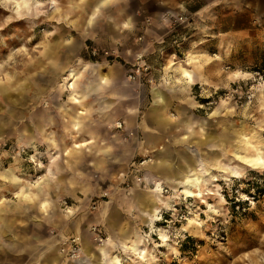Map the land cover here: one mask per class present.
<instances>
[{"label":"rangeland","instance_id":"374dc122","mask_svg":"<svg viewBox=\"0 0 264 264\" xmlns=\"http://www.w3.org/2000/svg\"><path fill=\"white\" fill-rule=\"evenodd\" d=\"M37 1L39 14L16 16L0 0V264H83L87 245L96 256L104 245L122 264H264V169H253L239 158L264 153V23L247 13L221 10V0H197L155 17L145 11V0H110L105 5L102 0ZM107 17L130 26L124 46L88 36ZM154 22L159 37L148 35L147 26ZM122 48L131 54L123 56ZM141 59L151 70L130 79ZM84 62L96 66L88 74L95 92L102 77L130 85L127 93L118 85V104L128 94L133 108L140 100L148 105L153 87L165 100L167 94L169 100L178 95L179 103H191L184 141L191 134L197 150L178 159L184 168L205 176L201 196L187 197L174 181L181 177L161 179L170 192L160 193L169 203L152 225L148 214L155 204L147 193L156 190L121 185L118 175L128 168L104 171L99 155L109 142L97 141L67 156L73 143L65 139L60 120L73 108L59 84L65 68L79 69ZM85 103L75 112L84 110ZM146 110L135 112L128 131L138 144L143 142L140 123ZM129 111L118 105L116 122L133 120ZM171 112L180 115L177 108ZM124 128L115 129L121 133ZM50 155L56 156L54 163ZM231 170L234 174L224 173ZM42 202L48 206L43 208ZM136 233L144 237L145 254L131 262L132 254H124L121 244ZM72 238L80 243L76 258L65 244Z\"/></svg>","mask_w":264,"mask_h":264},{"label":"crops","instance_id":"0c3cea01","mask_svg":"<svg viewBox=\"0 0 264 264\" xmlns=\"http://www.w3.org/2000/svg\"><path fill=\"white\" fill-rule=\"evenodd\" d=\"M196 1L197 0H145V2H147L145 11L148 15H153L155 17L170 9L183 8L184 5L190 7V5L194 4ZM221 4V10H225L226 8V10H235L236 13H247L257 22L264 23V0H221ZM226 12L228 13V11ZM128 27L130 26H126V24L116 25L107 17L105 21H102V25L97 29L94 28L92 32L88 33V36L93 39L97 38L98 41L104 43L107 42L109 46L114 44V42L121 43V45L124 46L128 41V37L125 35V33L128 32L127 30H130ZM147 28L150 37H153V34L158 35L157 37L161 36L158 34L159 32H157V30H159L158 22H154L150 26H147ZM116 30H119L121 34L117 36L114 35ZM129 54H131L130 50L122 48L123 56L127 57ZM104 74L108 75L110 71L104 72ZM107 78L110 80V83L104 85L100 81L97 89V92L99 91L98 93L100 94H95L93 96L95 97L93 101H86L85 103V109L87 108L90 110V115L81 117L82 129L78 133L80 136L79 141H95L94 144L100 141L98 145L105 143V141L110 143H106L108 145L107 147L104 145L101 148L102 150L100 151L102 154L99 155L100 157H104L103 165H106L104 171L109 174L128 168L135 158L148 157L151 154L154 158L164 156L168 164V174L176 176L178 170L183 167L182 161L178 159V156L192 155L197 150L196 148H192V145L196 144V139L192 140L191 134L189 135L188 143L186 144L184 141L188 138L186 132H183V125L187 116L191 119L189 115L190 109L193 107L191 103L185 101L184 103H179L180 101L177 98L178 95H176L175 98L178 102H174V99L169 100L170 96L167 94L165 107L160 108L158 111H154L152 110L154 104L153 96L152 101L148 105L140 100L133 108L130 102L131 100L126 99L129 98V95L125 94V96H121L125 97V99L119 101L120 104H118V85H121L120 88H122L123 85L124 93L131 92L129 89L130 85L126 83L118 84L116 78L114 79L113 77ZM118 105H123L126 113L130 110L129 113L131 115L134 114L132 115L133 120L128 118L122 121L125 125V132L123 131L121 133L117 132L115 129ZM72 108L73 110L71 113L77 114L78 111L75 112V110L79 107L72 105ZM139 108H146L147 110L140 123V132L143 142L138 144L135 143V138L129 137L128 131L134 125L135 112H138ZM175 108L179 109L178 113H180V115L178 118L180 119L175 117L171 112ZM64 117L65 115H61L60 125H62V127L66 126V130L70 128V123L64 121ZM64 136L65 139H67L65 132ZM146 141H148L147 144ZM199 142L202 147L205 146V140H199Z\"/></svg>","mask_w":264,"mask_h":264},{"label":"bare ground","instance_id":"6f19581e","mask_svg":"<svg viewBox=\"0 0 264 264\" xmlns=\"http://www.w3.org/2000/svg\"><path fill=\"white\" fill-rule=\"evenodd\" d=\"M110 0H102L100 2V5H105L107 2ZM55 5V10L58 11L59 8L57 7V4L53 2ZM4 5L6 7H13V14L16 16H21L23 12H33L35 11L36 14H39L42 9L40 4L38 3L37 0H4ZM54 7V6H53ZM51 7V8H53ZM99 12V8H95L93 10V16L95 17L96 14ZM174 64H172L173 66ZM80 68L72 67L69 66L65 68L64 74L62 76V82L59 84L60 90L63 91H68L70 95V100H71V105L73 106H81L85 101L90 98V96L95 92V90L92 88L91 89V83L89 81V71L92 69H95L96 66L94 64H90L87 62L81 63ZM181 70L185 76H188L191 78V72L183 67H181ZM83 80H85L84 83ZM101 83L104 85H108L110 83V80L107 77H102ZM264 87V86H263ZM153 95H154V104L152 110L158 111L160 108L165 107V97L163 94H161L155 87L152 89ZM263 94H264V88H263ZM261 105L264 106V95L260 99ZM219 108H216L213 113L210 115V117H213L214 115L217 114ZM67 114V117L65 116L64 119L68 123H70V128L65 130V135L67 140H70L73 143V146L69 148V151L67 152V156L73 154L74 152H79L82 149H87L89 148L92 144L95 143V141H89V142H81L79 141V132L82 129V121L81 117H86L90 115V110L85 109L82 111H79L77 114L71 113L64 111ZM206 122V120L204 121ZM202 128L203 126L207 125L206 123L201 124ZM124 128V127H123ZM148 141H146V144ZM51 144L57 148L58 144L56 141L51 140ZM261 147H264V144L262 143ZM238 155V154H236ZM150 156H152L150 154ZM153 157V156H152ZM241 158L245 163H247V166L253 168V169H258V170H263L264 169V153H261V151L258 150V152L254 156H243L239 157ZM50 159L54 163L56 160L55 155H50ZM168 164L165 160V157L158 156L154 159L151 160V162L146 166V169L150 172H148V176H150V179L156 180L157 178L159 179H167L170 180L171 175L168 174L167 167ZM224 173H230L234 174V171H225ZM125 172H121L118 176L119 178L124 175ZM208 177H211L214 179V181H217V176L212 175L211 173L207 172L205 173ZM234 176V175H232ZM181 177L180 181H176V184H179L183 186L184 188V193L187 197H194L196 195L201 196V185L203 183H206L205 176L202 174L196 172L195 168L192 169H187V167L184 168V166L178 170L177 175L174 177ZM173 180V179H172ZM215 185H212V188H214ZM135 194V195H139ZM147 199L151 200L154 205V210L151 213L148 214V220L151 222L153 225L155 221H158L157 213L161 208H166L169 203V199L162 196L159 190L156 191H149L147 193ZM108 205V204H107ZM41 206L43 208H46L48 206L47 202H42ZM152 208V209H153ZM102 211V209H101ZM104 211V209H103ZM104 216L105 213L101 212ZM128 241H125L123 244H121V249L124 252V254L131 253L132 255L129 256V260L131 262H134L137 258H143V255L145 254L144 248L141 246L143 244L144 237L141 236L140 234H134L132 238H128ZM97 253H99V256H96L93 252V247L87 245L85 249V257H87V262H83V264H87L89 262L96 261L98 264H122V259L119 255L111 256L109 255V251L106 250L104 245H101L97 250ZM128 254V255H129ZM103 260V262H102ZM82 262H79L77 264H81Z\"/></svg>","mask_w":264,"mask_h":264},{"label":"built area","instance_id":"2783aa9c","mask_svg":"<svg viewBox=\"0 0 264 264\" xmlns=\"http://www.w3.org/2000/svg\"><path fill=\"white\" fill-rule=\"evenodd\" d=\"M106 52H105V54H107ZM96 55H97V51L95 50L93 52V56H96ZM150 70H151L150 66L147 65V63L144 60H142V61H140V63H138L137 65L134 66V69L130 73V79L141 77L144 74H147ZM115 126H116L115 127L116 129L121 130V129H123L124 124H123V122L119 121V122H116ZM151 160H152L151 157H147V158H145L139 162L133 161L130 164V166L128 167L125 174L120 177L121 185L123 184V185H126L127 187H130V184L133 183V184L140 186V187L149 186V187H152L154 190H159L164 195H168L170 191H169V188L166 185V183H164V181H162L159 178H157L156 180L150 179L151 177L148 176L149 171L146 169V166L151 162ZM149 174H150V172H149ZM104 198H105V196H103L102 199H104ZM100 205L101 204H99V206ZM93 209L96 210L97 207H94ZM93 231H94V233L98 232L97 228L93 229ZM68 243L70 246L69 255L73 258L79 257V255H78V253L80 252L79 239L72 238L70 240H67L65 244L68 245ZM63 252H64V254L66 253L65 250Z\"/></svg>","mask_w":264,"mask_h":264}]
</instances>
